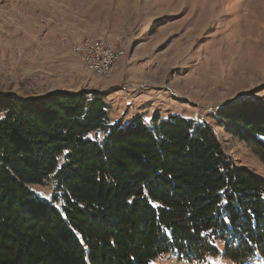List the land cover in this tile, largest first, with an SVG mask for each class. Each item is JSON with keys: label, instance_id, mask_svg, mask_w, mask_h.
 Instances as JSON below:
<instances>
[{"label": "trees", "instance_id": "trees-1", "mask_svg": "<svg viewBox=\"0 0 264 264\" xmlns=\"http://www.w3.org/2000/svg\"><path fill=\"white\" fill-rule=\"evenodd\" d=\"M107 96L0 95V264L264 260V177L237 167L208 123H122ZM220 114L264 162V105Z\"/></svg>", "mask_w": 264, "mask_h": 264}, {"label": "rangeland", "instance_id": "rangeland-1", "mask_svg": "<svg viewBox=\"0 0 264 264\" xmlns=\"http://www.w3.org/2000/svg\"><path fill=\"white\" fill-rule=\"evenodd\" d=\"M86 35L123 52L111 75H94L77 56ZM81 89L105 91L122 123L157 112L208 123L237 167L264 177L255 150L216 120L264 105V0H0V95ZM151 264L239 263L221 252L201 262L166 253Z\"/></svg>", "mask_w": 264, "mask_h": 264}, {"label": "built area", "instance_id": "built-area-1", "mask_svg": "<svg viewBox=\"0 0 264 264\" xmlns=\"http://www.w3.org/2000/svg\"><path fill=\"white\" fill-rule=\"evenodd\" d=\"M75 45L78 57H88V62H91L94 68L105 69V71L112 66L114 56L117 54L113 44L97 43L85 36Z\"/></svg>", "mask_w": 264, "mask_h": 264}, {"label": "bare ground", "instance_id": "bare-ground-1", "mask_svg": "<svg viewBox=\"0 0 264 264\" xmlns=\"http://www.w3.org/2000/svg\"><path fill=\"white\" fill-rule=\"evenodd\" d=\"M85 37L90 38L93 41H96L97 43L113 44L112 41L111 42L110 41H106L103 38H98V37L96 38V37H92V36H89V35H86ZM113 46H115V45L113 44ZM74 51L76 52V46L74 48ZM116 51H117V54H116V56H114V60H113L112 66H109L108 70H106V71H105V69H96V68H94L91 65V62H88V57H80V58L84 62L85 66H87L88 70L91 73H93L94 75H96V76H109V75H111L114 72L116 64H117V61H118L120 55H122V53H123L122 51H119L117 49H116Z\"/></svg>", "mask_w": 264, "mask_h": 264}]
</instances>
